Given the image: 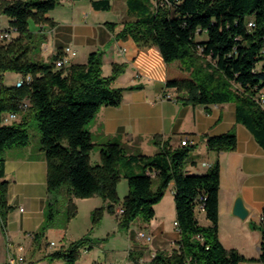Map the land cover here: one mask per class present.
<instances>
[{"label":"trees","instance_id":"1","mask_svg":"<svg viewBox=\"0 0 264 264\" xmlns=\"http://www.w3.org/2000/svg\"><path fill=\"white\" fill-rule=\"evenodd\" d=\"M63 0H1L0 12L10 19L15 33L8 42H0V178L5 153L30 143L29 126L36 120L42 132V149L48 163L47 219L36 240L51 226L58 212L57 193L67 188L65 225L77 213L74 198L100 195L108 200V209L121 200L118 183L128 179L129 193L122 203L119 227L129 229L142 217L149 221L157 204L171 183L175 187L176 214L181 238L171 252L158 251L149 264H239L247 258L236 249L226 248L219 238L220 162L205 173H190L188 165L196 145L173 146L156 135L158 151L154 155L128 154L122 143H108L102 150L101 163H92L95 146L90 122L103 106H117L128 89L139 85L116 87L114 81L126 69L114 64L110 75L103 73V52L94 51L86 63L62 68L55 60L43 62L30 57L35 23L56 22L47 13ZM113 0H92L95 9L110 10ZM134 17L124 25L122 36H132L140 46L157 45L167 63L179 61L188 77L169 79L167 87L184 93L193 104L235 102L238 122L244 124L264 147V107L258 99L264 93V0H129ZM250 22L253 24L250 25ZM114 28L117 23H108ZM207 35L204 39L201 36ZM31 74L32 81L21 87L4 81V74ZM27 101L24 111L21 103ZM19 112L20 119L3 123L8 112ZM209 150H235V131L207 135ZM135 161V162H134ZM139 162L138 172L126 171L128 163ZM124 169V170H123ZM156 172L153 177L148 172ZM8 180L0 179V212L5 219L11 209L7 203ZM203 205L204 210L201 209ZM205 212L209 225L200 223ZM104 207L92 213L93 224L103 217ZM259 260L264 264V224ZM94 241L85 235L67 248L48 254L50 260L63 259L76 264L85 248Z\"/></svg>","mask_w":264,"mask_h":264},{"label":"crops","instance_id":"2","mask_svg":"<svg viewBox=\"0 0 264 264\" xmlns=\"http://www.w3.org/2000/svg\"><path fill=\"white\" fill-rule=\"evenodd\" d=\"M63 4L66 6H57L47 13L56 22L55 26L35 23L32 44L35 41L41 50L33 51L30 57L49 62L70 46L66 57L71 65L86 63L92 52L102 51L104 75H110L116 63L126 65L114 86H140L126 90L121 104L103 106L90 122L89 130L95 143L92 163H101V150L108 143L126 145L128 154L139 149L143 154L154 155L158 151L154 143L156 135L174 147L180 144L182 137H190L196 145L188 165L190 173H205L216 160L220 162L219 238L222 244L247 258L239 264H262L258 258L262 239L259 225L264 224V147L248 127L238 122L235 102L193 104L183 98V92L167 87L169 79L188 77L190 72L184 70L179 61L167 63L157 45L140 46L132 36H122L125 23L134 18L130 14L129 0H113L110 10L95 9L92 0H63ZM2 18L4 29H8L9 17L0 13V21ZM108 23L117 25L112 28ZM232 130L238 139L235 150L208 149L207 135ZM5 157L0 179L9 181L7 203L11 209L5 219L0 212V264H9V256L20 253L26 258V262L20 264H65L63 259L50 260L47 255L67 248L85 235H90L94 245L81 251L76 264H149L158 251L171 252L179 247L181 232L175 226L174 183L155 204L151 220L138 217L129 229L119 227L118 208L129 193V182L123 179L125 175L118 183L121 201L114 206V212L108 209L109 201L100 195L76 197L77 213L66 226V212L60 216L58 205L60 199L67 198L68 190L61 188L57 193L58 212L54 224L36 240L35 235L47 219L45 151L42 147L35 149L30 142L9 149ZM138 163H128L126 171L138 172ZM238 196L243 197L250 211L245 219L233 214ZM100 207H104L103 217L92 226V213ZM200 216L201 224H210L205 212ZM141 231L150 235L151 240L139 237ZM20 245L24 246L23 252L19 251Z\"/></svg>","mask_w":264,"mask_h":264},{"label":"built area","instance_id":"3","mask_svg":"<svg viewBox=\"0 0 264 264\" xmlns=\"http://www.w3.org/2000/svg\"><path fill=\"white\" fill-rule=\"evenodd\" d=\"M165 1H167V0H165ZM0 2H1V0H0ZM252 24L253 23L250 22V25H252ZM52 29H53V27L50 30H52ZM14 34H15V30L14 29H3V30H0V42H2V43L8 42L10 39H12ZM70 51H71V47L70 46H66L64 48L63 55H60L55 60L56 66L58 68H62V67L68 66L66 54H68ZM32 78L33 77H32L31 74H26V75L19 74L14 82H15V85L17 87H21V86H23L26 83H30L32 81ZM258 101L264 107V93H262L260 95ZM20 107H21L22 110L26 111L29 108V104H28L27 101H25V102L21 103ZM20 116L21 115H20L19 112H15V111L8 112V113H6L3 116L2 122L6 123V124L13 123L15 121H18L20 119ZM180 144L181 145H194L195 141L192 140L188 136H184V137H182ZM0 169H1V164H0ZM148 173L151 174V176H153V177L156 176V172L155 171L154 172H150L149 171ZM0 194H1V191H0ZM201 209L204 210L203 205H201ZM21 210H23V207H21ZM124 210H125V208H124V205L122 203L119 206V208H118V214L121 215L124 212ZM175 226L179 229V221L177 219L175 220ZM139 237L147 239V240H151V236L147 235L144 231H141L139 233ZM51 245L54 246L55 242H51ZM19 251H21V252L24 251V246L23 245L19 246ZM24 262H26V258L24 256V254H21V253L18 254L17 256L10 255L9 258H8V263L9 264H20V263H24Z\"/></svg>","mask_w":264,"mask_h":264},{"label":"rangeland","instance_id":"4","mask_svg":"<svg viewBox=\"0 0 264 264\" xmlns=\"http://www.w3.org/2000/svg\"><path fill=\"white\" fill-rule=\"evenodd\" d=\"M62 6H66V4H61L59 5V7H62ZM1 13V12H0ZM2 15H5L3 13H1ZM7 16V15H6ZM4 18V17H3ZM3 18L1 19L0 21V28H3L4 29V23H3ZM7 24H10V21L9 23L6 22ZM30 29L33 31L35 29V21L34 20H31L30 21ZM204 38L207 37V35H204L203 36ZM5 43V42H4ZM35 46V47H34ZM41 50V47L40 45H38V43H35L34 41V44H33V49L31 51V53L34 51V52H40ZM34 57V56H33ZM35 58V57H34ZM125 72V71H124ZM123 72V73H124ZM122 73V74H123ZM18 76L17 73H13V72H6L4 74V81L6 84H13L16 77ZM29 131H30V142L31 144L33 145V147L35 149H38V148H41L42 147V132L40 130V127H39V124L36 120H32L31 123H30V126H29ZM139 149L136 150V152H138ZM140 152V151H139ZM142 153V152H140ZM135 162V161H134ZM140 169V168H139ZM124 170V169H123ZM136 170V169H135ZM124 176V175H122ZM125 181H128L126 177L123 178ZM66 207H67V198H64V199H60L59 201V205H58V209H59V213L61 212V215L60 216H63L64 213L66 212ZM201 217V216H200ZM91 221H92V226H95L93 224V218L91 217Z\"/></svg>","mask_w":264,"mask_h":264},{"label":"water","instance_id":"5","mask_svg":"<svg viewBox=\"0 0 264 264\" xmlns=\"http://www.w3.org/2000/svg\"><path fill=\"white\" fill-rule=\"evenodd\" d=\"M249 212L250 211L246 207L243 197L238 196L234 204L233 214L240 217L241 219H245L246 217H248Z\"/></svg>","mask_w":264,"mask_h":264}]
</instances>
